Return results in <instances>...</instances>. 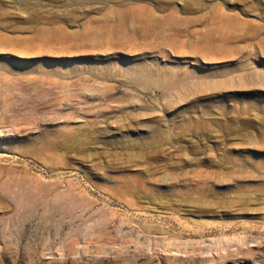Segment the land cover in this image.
Wrapping results in <instances>:
<instances>
[{
    "label": "rangeland",
    "instance_id": "1",
    "mask_svg": "<svg viewBox=\"0 0 264 264\" xmlns=\"http://www.w3.org/2000/svg\"><path fill=\"white\" fill-rule=\"evenodd\" d=\"M0 264H264V0H0Z\"/></svg>",
    "mask_w": 264,
    "mask_h": 264
},
{
    "label": "bare ground",
    "instance_id": "2",
    "mask_svg": "<svg viewBox=\"0 0 264 264\" xmlns=\"http://www.w3.org/2000/svg\"><path fill=\"white\" fill-rule=\"evenodd\" d=\"M137 73V72H136ZM140 74H142V73H139V75ZM137 76V75H136ZM135 77V76H134ZM253 77H254V74H253ZM139 78V77H138ZM135 79V78H134ZM136 81H137V79H135ZM137 83V82H136ZM69 132V131H68ZM68 134V133H67ZM71 134V133H70ZM69 134V135H70ZM55 135H57V136H59L60 138H61V140L62 141H65V140H67V139H69L70 137H69V135H65V134H61V133H55ZM53 136V135H52ZM71 136V135H70ZM54 138H55V136H54ZM77 141V140H76ZM57 142V141H56ZM80 142V141H79ZM55 144H57V143H55ZM52 145V144H51ZM22 182V181H21ZM43 186V185H42ZM35 188L37 189V191L38 192H40L41 194H46V190L45 189H43V188H40L39 187V185H37V186H35ZM4 198L5 199H7V195H4ZM196 202V201H195ZM210 229V228H209ZM213 230V229H212ZM211 230V231H212ZM210 231V232H211ZM208 235H209V233H208ZM190 236V235H189ZM198 236V235H197ZM203 238V237H202ZM193 242V241H192ZM195 242V241H194ZM203 245H199V244H195L194 246L192 245V246H190L191 247V250L190 251H192V253L193 254H195V255H198V256H201V257H199V259H196V260H199V261H201V262H213L214 260H216L215 259V257L214 256H212V257H208V256H205L204 254H207L208 253V248L207 247H205L204 248V246L202 247ZM178 247V246H177ZM188 247V246H187ZM180 248H181V246H180ZM175 249V248H174ZM168 251H171V250H168ZM173 251V250H172ZM185 251H187V250H185ZM184 251V252H185ZM247 251V250H246ZM248 252V251H247ZM176 253V252H175ZM186 253V252H185ZM188 253V252H187ZM237 253H240V251L239 250H237ZM173 254V253H172ZM184 254V253H183ZM187 255V254H186ZM174 256V255H173ZM185 256V255H184ZM188 256V255H187ZM175 257V256H174ZM186 259V258H185ZM188 259V258H187ZM165 260H168V258L166 259V257H165ZM175 260V259H174ZM178 260H179V258H178ZM195 260V261H196ZM164 261V260H163ZM187 261V260H186Z\"/></svg>",
    "mask_w": 264,
    "mask_h": 264
}]
</instances>
